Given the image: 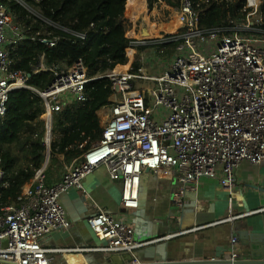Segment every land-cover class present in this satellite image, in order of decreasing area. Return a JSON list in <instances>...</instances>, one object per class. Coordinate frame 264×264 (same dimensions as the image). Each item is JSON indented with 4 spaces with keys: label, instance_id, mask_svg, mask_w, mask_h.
<instances>
[{
    "label": "built area",
    "instance_id": "2783aa9c",
    "mask_svg": "<svg viewBox=\"0 0 264 264\" xmlns=\"http://www.w3.org/2000/svg\"><path fill=\"white\" fill-rule=\"evenodd\" d=\"M214 1L240 2L246 20L232 26H211L201 21L192 0L174 2L165 7L169 12L163 15L156 0H123L119 32L125 37L127 63L108 59L110 67L102 71L101 60H78L69 65L50 62L46 52H41L36 73L51 72L53 80L39 90L28 85L29 75L12 70L11 50L29 30L0 0V120L10 107V93L29 88L43 102L39 119L45 127L43 164L10 204L5 202L8 174L0 166V264H54L57 254L88 252L130 253L133 260L128 264H140L134 258L137 252L176 236L164 231L147 241L136 239L135 226L127 216L140 207L147 173L181 180L174 196L180 205L186 192H197L196 183L202 177L217 179L231 192L242 184L238 172L244 162L263 166L264 19L253 22L251 17L258 14L264 0ZM36 2L40 5V0ZM182 22L180 31L166 30ZM47 23L74 36L43 37L49 48L64 40L84 41L87 32L93 31H75L67 22L64 26ZM168 42L178 44L172 51H162ZM101 78H109L114 91L112 104L99 112L101 138L90 147L75 143L59 150L60 136L53 131L56 113L86 102L87 85ZM70 151L75 155L71 157ZM101 166L119 186L123 216L106 211L87 184V177ZM52 168L59 175L49 182ZM70 189L83 204L92 231L107 246L66 250L45 242L50 234L71 230L62 202ZM231 244V259L236 264L240 260L237 236Z\"/></svg>",
    "mask_w": 264,
    "mask_h": 264
},
{
    "label": "trees",
    "instance_id": "16d2710c",
    "mask_svg": "<svg viewBox=\"0 0 264 264\" xmlns=\"http://www.w3.org/2000/svg\"><path fill=\"white\" fill-rule=\"evenodd\" d=\"M11 9L18 23L29 30L27 37L11 50L12 70L29 75L28 85L44 90L53 80L51 72L36 73L41 52H46L50 62H65L69 65L78 60L87 63L101 60L102 71L112 62L125 64L128 55L125 37L119 32L123 21V0H1ZM162 13L165 8L181 0H156ZM193 8L201 21L211 26H232L235 21H245L247 12L240 2L236 4L214 0H192ZM219 3V4H218ZM264 19V1L258 11ZM65 22L75 31H88L86 40L70 43L67 40L49 48L43 37H74L60 27ZM169 39L171 37L169 36ZM177 42H168L162 51H172ZM87 101L64 107L54 117L53 131L60 136L59 150L72 144L90 147L103 132L102 116L99 112L112 104L114 91L109 78L91 81L87 85ZM7 114L0 120V166L8 174L9 196L6 203L17 200L22 188L30 182L43 164L45 146L42 141L45 127L39 118L44 112L40 96L29 88H19L10 93ZM69 155H75L70 151Z\"/></svg>",
    "mask_w": 264,
    "mask_h": 264
},
{
    "label": "crops",
    "instance_id": "0c3cea01",
    "mask_svg": "<svg viewBox=\"0 0 264 264\" xmlns=\"http://www.w3.org/2000/svg\"><path fill=\"white\" fill-rule=\"evenodd\" d=\"M55 170L48 171L49 182ZM238 175L242 184L231 192L222 188L217 179L202 177L196 183L197 192H186L185 201L178 205L174 196L182 181L160 179L147 173L141 185L140 207L127 216L135 226L136 239L147 241L164 231L176 236L141 249L134 258L140 264L214 259L224 261L223 264H235L231 259V239L237 236L240 260L236 264H264V253L258 252L264 240V191L260 190H264V164L258 167L244 162ZM87 184L106 211L123 216L119 209V186L110 179L105 167L90 174ZM62 202L71 230L48 235L45 242L49 246L95 250L108 245L92 231L86 210L73 189L63 194ZM108 256L103 252L57 254L54 264H109ZM122 261L113 263L122 264Z\"/></svg>",
    "mask_w": 264,
    "mask_h": 264
},
{
    "label": "water",
    "instance_id": "95a60500",
    "mask_svg": "<svg viewBox=\"0 0 264 264\" xmlns=\"http://www.w3.org/2000/svg\"><path fill=\"white\" fill-rule=\"evenodd\" d=\"M144 35H148V31L144 30ZM257 189L256 187H254ZM264 191L263 189H260ZM262 247L259 249L258 252L264 253V240L262 241ZM109 264H114V260L122 261V264L125 263V260H129L128 262L133 260V256L130 253H120V254H110L108 257ZM225 263L222 260H203V261H195V260H188V261H183L179 262L177 264H223Z\"/></svg>",
    "mask_w": 264,
    "mask_h": 264
},
{
    "label": "bare ground",
    "instance_id": "6f19581e",
    "mask_svg": "<svg viewBox=\"0 0 264 264\" xmlns=\"http://www.w3.org/2000/svg\"><path fill=\"white\" fill-rule=\"evenodd\" d=\"M153 14L156 15L157 11L155 10ZM183 24L184 23L182 22L180 25L177 24L176 26H173L172 28H167L166 30H168V32H178L182 29Z\"/></svg>",
    "mask_w": 264,
    "mask_h": 264
},
{
    "label": "rangeland",
    "instance_id": "374dc122",
    "mask_svg": "<svg viewBox=\"0 0 264 264\" xmlns=\"http://www.w3.org/2000/svg\"><path fill=\"white\" fill-rule=\"evenodd\" d=\"M157 7H158V6H157ZM157 11H158V10H157ZM161 15H163L162 12H161ZM251 21H253V22H254V21L258 22V21H259V16H258V14L252 16V17H251ZM145 69L147 70V69H148V66H146ZM143 83H144V82L141 81V84H143ZM54 170H55V169H54ZM52 174L57 176V175H59V171H58V170H55Z\"/></svg>",
    "mask_w": 264,
    "mask_h": 264
}]
</instances>
